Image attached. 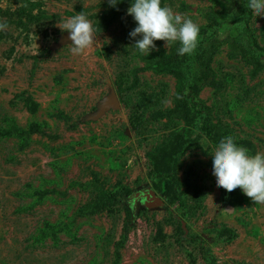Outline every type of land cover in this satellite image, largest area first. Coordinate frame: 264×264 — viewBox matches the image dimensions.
<instances>
[{
  "label": "rangeland",
  "instance_id": "rangeland-1",
  "mask_svg": "<svg viewBox=\"0 0 264 264\" xmlns=\"http://www.w3.org/2000/svg\"><path fill=\"white\" fill-rule=\"evenodd\" d=\"M161 2L214 34L191 86L161 67L177 43L134 47L131 0L80 54L64 23L97 27L108 0H0V264H264V203L218 187L210 156L226 134L264 152V17Z\"/></svg>",
  "mask_w": 264,
  "mask_h": 264
},
{
  "label": "clouds",
  "instance_id": "clouds-1",
  "mask_svg": "<svg viewBox=\"0 0 264 264\" xmlns=\"http://www.w3.org/2000/svg\"><path fill=\"white\" fill-rule=\"evenodd\" d=\"M121 2L108 0L112 8H117ZM247 8L253 17H264V0H247ZM127 14L136 23L129 37H140L134 47L144 55L157 50L154 43L157 40L165 41L167 47L179 43L178 56L191 54L198 45L200 26L190 18L175 14L169 6H162L161 0H131ZM6 27V23H0V31ZM63 29L68 32L74 54L92 46L97 35V27L84 12L69 18ZM206 142L207 137L200 141L201 144ZM210 156L211 171L218 187L228 192L239 188L254 203H264V152L252 154L226 134L212 146Z\"/></svg>",
  "mask_w": 264,
  "mask_h": 264
},
{
  "label": "trees",
  "instance_id": "trees-1",
  "mask_svg": "<svg viewBox=\"0 0 264 264\" xmlns=\"http://www.w3.org/2000/svg\"><path fill=\"white\" fill-rule=\"evenodd\" d=\"M124 5L119 4L117 5V8H111L102 18V22L98 24L97 26V34L102 33L106 31L110 26L115 23L119 17L120 12L122 11ZM248 10L247 6L242 8V14ZM245 15V14H243ZM134 27H136V24H133ZM211 29V28H210ZM212 30L210 31H200L199 35V41L196 49L191 53L187 54L185 56H178L176 54L177 48L180 46L179 43L175 44L172 48L171 55L165 56L161 61V67L163 71L170 72L174 74L177 78L183 80L186 85L191 86V82L193 80L192 78V68L193 65L196 63H201L203 58V44L209 40L211 37H213ZM252 37L251 32L249 33L248 37ZM249 41L251 42L250 38ZM250 45H252L255 48L256 51V45L254 42H251ZM197 88L195 89V92H197ZM130 226V221H128L125 224V233H128Z\"/></svg>",
  "mask_w": 264,
  "mask_h": 264
},
{
  "label": "water",
  "instance_id": "water-1",
  "mask_svg": "<svg viewBox=\"0 0 264 264\" xmlns=\"http://www.w3.org/2000/svg\"><path fill=\"white\" fill-rule=\"evenodd\" d=\"M117 98L114 96L113 99L108 100V105L115 106L117 104ZM133 197L136 199H142L144 201V206L147 209H153L156 207H163L165 202L164 200L157 195V193L154 190H147L142 193L138 192L133 194Z\"/></svg>",
  "mask_w": 264,
  "mask_h": 264
},
{
  "label": "flooded vegetation",
  "instance_id": "flooded-vegetation-1",
  "mask_svg": "<svg viewBox=\"0 0 264 264\" xmlns=\"http://www.w3.org/2000/svg\"><path fill=\"white\" fill-rule=\"evenodd\" d=\"M142 200V199H141Z\"/></svg>",
  "mask_w": 264,
  "mask_h": 264
}]
</instances>
